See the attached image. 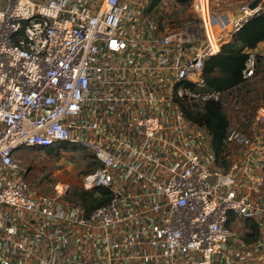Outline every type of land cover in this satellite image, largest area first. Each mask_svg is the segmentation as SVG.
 <instances>
[{
    "label": "built area",
    "instance_id": "built-area-1",
    "mask_svg": "<svg viewBox=\"0 0 264 264\" xmlns=\"http://www.w3.org/2000/svg\"><path fill=\"white\" fill-rule=\"evenodd\" d=\"M148 3L0 0V264H264V106L222 165L183 105L220 97L206 60L264 5L192 0L197 19L163 29ZM62 144L101 162L84 187L107 203L87 212L68 186L31 187L18 153Z\"/></svg>",
    "mask_w": 264,
    "mask_h": 264
},
{
    "label": "trees",
    "instance_id": "trees-1",
    "mask_svg": "<svg viewBox=\"0 0 264 264\" xmlns=\"http://www.w3.org/2000/svg\"><path fill=\"white\" fill-rule=\"evenodd\" d=\"M181 3L192 0H178ZM264 41V16L256 15L243 25L233 36L226 41L220 51L206 60L204 78L210 91H220V97L210 100H198L186 102L184 105L186 115L204 126L211 135L212 146L222 165H228L227 159L229 146L228 136L232 130L230 120L226 112L231 104L244 113L248 111V105L256 96L253 92H259V99L264 106V89L260 91L259 86L264 87V53H256L255 73L250 78L243 77V69L250 51ZM263 78H260L262 77ZM62 147H67L63 145ZM91 161L89 166L95 165L94 171L98 169L101 162L89 152ZM78 204L83 206L87 212L100 207L110 200V191L103 187L85 188L74 194Z\"/></svg>",
    "mask_w": 264,
    "mask_h": 264
},
{
    "label": "rangeland",
    "instance_id": "rangeland-1",
    "mask_svg": "<svg viewBox=\"0 0 264 264\" xmlns=\"http://www.w3.org/2000/svg\"><path fill=\"white\" fill-rule=\"evenodd\" d=\"M147 13L158 21L163 29L174 28L197 19L192 1L181 3L178 0H149ZM259 88L260 91L264 89L262 85ZM258 94L259 92H253L256 98L251 100L246 113L235 107L233 103L226 109L232 130L250 131L256 108L262 104ZM63 145L67 147H62ZM232 150L234 153L237 152V147H232ZM88 154H90L89 151L82 147L62 144L53 148H23L17 158L28 169L27 178L34 190L55 194L57 185L60 183V188L65 189L68 186L64 193L66 200L77 203L74 194L85 189L84 178L93 173L96 167L88 165L89 162H93ZM234 226L245 239L254 240L259 235L258 225L253 220H242Z\"/></svg>",
    "mask_w": 264,
    "mask_h": 264
},
{
    "label": "crops",
    "instance_id": "crops-1",
    "mask_svg": "<svg viewBox=\"0 0 264 264\" xmlns=\"http://www.w3.org/2000/svg\"><path fill=\"white\" fill-rule=\"evenodd\" d=\"M256 0H211L212 3V11L213 13H231L234 14L239 5L244 2H254ZM264 5V0L260 2ZM256 53H264V41L260 42L257 47L254 49Z\"/></svg>",
    "mask_w": 264,
    "mask_h": 264
},
{
    "label": "water",
    "instance_id": "water-1",
    "mask_svg": "<svg viewBox=\"0 0 264 264\" xmlns=\"http://www.w3.org/2000/svg\"><path fill=\"white\" fill-rule=\"evenodd\" d=\"M261 2V0H256V1H254V2H252L251 4H250V7H255L258 3H260Z\"/></svg>",
    "mask_w": 264,
    "mask_h": 264
}]
</instances>
